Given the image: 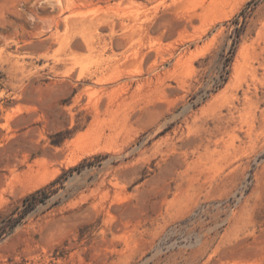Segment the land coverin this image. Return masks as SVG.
Wrapping results in <instances>:
<instances>
[{
	"label": "rangeland",
	"instance_id": "374dc122",
	"mask_svg": "<svg viewBox=\"0 0 264 264\" xmlns=\"http://www.w3.org/2000/svg\"><path fill=\"white\" fill-rule=\"evenodd\" d=\"M0 232V264H264V0H0Z\"/></svg>",
	"mask_w": 264,
	"mask_h": 264
},
{
	"label": "trees",
	"instance_id": "16d2710c",
	"mask_svg": "<svg viewBox=\"0 0 264 264\" xmlns=\"http://www.w3.org/2000/svg\"><path fill=\"white\" fill-rule=\"evenodd\" d=\"M58 182V180H56L55 182L52 183V185L56 184ZM46 192V189H43V190H39L35 193H33L32 195L28 196L27 198H25L23 200V204L26 206V210H29L31 208H33L36 203H37V200L36 198L40 195V194H43ZM2 232H0V235H1Z\"/></svg>",
	"mask_w": 264,
	"mask_h": 264
}]
</instances>
